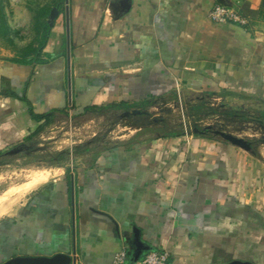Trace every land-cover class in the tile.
Returning a JSON list of instances; mask_svg holds the SVG:
<instances>
[{"label": "crops", "instance_id": "1", "mask_svg": "<svg viewBox=\"0 0 264 264\" xmlns=\"http://www.w3.org/2000/svg\"><path fill=\"white\" fill-rule=\"evenodd\" d=\"M226 2L247 27L213 23L217 0H56L41 52L0 59L1 156L43 126L34 116L146 111L177 94L200 108L261 111L263 134H231L251 154L218 130L142 123L95 158L53 165L62 174L0 220V264H111L131 251L134 228L168 264H264V0Z\"/></svg>", "mask_w": 264, "mask_h": 264}, {"label": "rangeland", "instance_id": "2", "mask_svg": "<svg viewBox=\"0 0 264 264\" xmlns=\"http://www.w3.org/2000/svg\"><path fill=\"white\" fill-rule=\"evenodd\" d=\"M55 2L56 0H0V59L22 60L36 54V51L41 52L39 48L44 40L43 24L48 22L43 18V9L52 7ZM177 95L173 104H157L146 108L149 112L147 121H143L144 118L120 120L122 113H109L104 117L62 115L59 120H54L56 122L47 123L46 128L34 136L37 140L34 137L28 139L24 146L29 149L14 156H0V161L3 162L0 166V198L10 195L1 200L7 202L0 207V220L5 219L9 208L11 210L12 207H17L28 196V192L35 189L21 191L24 183L32 179L33 173L53 165L62 166L66 170L79 160L84 161L85 155L95 158L106 148L118 143L122 134L134 132L142 123H153V117L164 120L172 131L183 130L184 114L193 130L209 129L208 133L212 135L213 131L218 130L246 140H255L253 137L260 134L257 131H260L258 123L262 119L259 115L261 111L250 107L230 110L221 107L218 102L213 105L207 103L200 108L198 103L189 105V100L182 94ZM172 112L174 113L169 115ZM256 150L264 155V145ZM62 153H65L64 156H60ZM59 166L56 167L62 172L63 168Z\"/></svg>", "mask_w": 264, "mask_h": 264}, {"label": "water", "instance_id": "3", "mask_svg": "<svg viewBox=\"0 0 264 264\" xmlns=\"http://www.w3.org/2000/svg\"><path fill=\"white\" fill-rule=\"evenodd\" d=\"M227 0H217L218 3L227 5ZM58 10L55 8L51 11L50 14V23L51 26L53 25V22L58 16ZM149 116V113L146 111H143L141 109H130L126 110L123 114H121V119H137ZM153 123H162V119L152 118ZM193 133L201 134L202 132L198 129L194 130ZM218 136L222 137L223 139L227 140L228 142L232 143L233 145L242 148L243 150H246L247 152L251 154H255V151L253 149L252 143L245 141L243 139L237 138L231 134L225 133L223 131H216L215 132ZM264 143V141H263ZM29 149V147L21 145L13 148L12 150L8 151L5 155L6 156H14L18 155L25 150ZM3 165V162L0 161V166ZM131 245V251H130V259L129 264H139L141 259L143 258L144 254L153 250V247L149 244L145 243L142 240L141 232L139 229L134 228L133 229V236L132 240L130 242ZM7 264H52V260L50 259H31V260H22V259H15L11 262H8ZM234 264H250V263H242V262H235Z\"/></svg>", "mask_w": 264, "mask_h": 264}, {"label": "built area", "instance_id": "4", "mask_svg": "<svg viewBox=\"0 0 264 264\" xmlns=\"http://www.w3.org/2000/svg\"><path fill=\"white\" fill-rule=\"evenodd\" d=\"M209 17L213 23L227 24L233 23L243 27L249 25L248 19L238 12L235 8L218 3L211 10ZM193 127L183 114V134L190 136L193 134ZM130 252L127 247H123L115 256L111 264H129ZM170 255L165 250L153 249L144 254L139 264H168Z\"/></svg>", "mask_w": 264, "mask_h": 264}, {"label": "bare ground", "instance_id": "5", "mask_svg": "<svg viewBox=\"0 0 264 264\" xmlns=\"http://www.w3.org/2000/svg\"><path fill=\"white\" fill-rule=\"evenodd\" d=\"M61 174V171L59 168H57L56 166H48V167H44L42 169H39L38 171H36L35 173H33L32 175V179L26 183L23 187H21V191L22 190H27L30 188H35L38 185L47 182L48 180L58 176ZM14 192V191H13ZM27 192V191H26ZM12 195V194H11ZM8 197L10 195H7ZM7 196L5 197H1L0 198V207L2 205H4V203L6 204V201H1L4 200L5 198H7Z\"/></svg>", "mask_w": 264, "mask_h": 264}, {"label": "trees", "instance_id": "6", "mask_svg": "<svg viewBox=\"0 0 264 264\" xmlns=\"http://www.w3.org/2000/svg\"><path fill=\"white\" fill-rule=\"evenodd\" d=\"M57 6V5H56ZM51 9H52V7H46V8H44L43 9V18L44 19H49V15H50V12H51ZM43 29H44V40H43V42H42V44L40 45V48L39 49H43V47H44V45H45V41H46V39L48 38V36H49V33H50V30H51V24L49 23V22H45L44 24H43ZM39 52L38 51H36V54H38ZM46 117L47 116H34V118L35 119H37V120H40V121H42V120H44L45 119V123L43 124V126H41V127H39L38 129H37V131L36 132H34L33 134H32V136H30L29 137V139L31 140L35 135H37L38 133H40V131L43 129V127L47 124V123H49V121L48 120H46ZM64 154L65 153H62V154H60V156H64ZM1 156V155H0ZM51 165H53V163L51 164Z\"/></svg>", "mask_w": 264, "mask_h": 264}]
</instances>
